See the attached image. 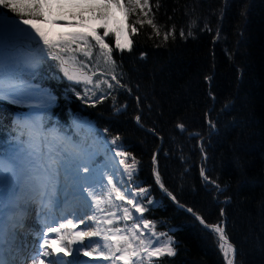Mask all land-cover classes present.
<instances>
[{
	"label": "trees",
	"instance_id": "1",
	"mask_svg": "<svg viewBox=\"0 0 264 264\" xmlns=\"http://www.w3.org/2000/svg\"><path fill=\"white\" fill-rule=\"evenodd\" d=\"M80 19V12H68L61 23ZM108 25L122 29L121 43L130 42V48L119 50L113 32L105 37L114 66L97 57L93 45L78 44L91 49L84 64L79 49L64 53L83 71L105 73L91 83L69 80L57 61L31 69L24 49L8 56L3 73L55 94L56 107L34 118L46 131L80 145L93 142L117 187L146 189L137 197L145 208L143 219L157 234H166L161 243L172 238L175 254L150 262L145 256L138 264H227L218 234L207 225L225 229L237 247L235 264H264V0H149V8L124 10ZM99 31L103 36L105 30ZM86 86L94 88L88 97ZM119 108L125 110L115 114ZM22 111L16 103L0 101L1 152L12 136L28 147L21 125L32 120ZM115 136L137 162L131 180L109 151ZM141 239L155 237L145 231Z\"/></svg>",
	"mask_w": 264,
	"mask_h": 264
},
{
	"label": "snow or ice",
	"instance_id": "2",
	"mask_svg": "<svg viewBox=\"0 0 264 264\" xmlns=\"http://www.w3.org/2000/svg\"><path fill=\"white\" fill-rule=\"evenodd\" d=\"M48 2L49 0H0V60L3 57V47L7 37L12 42H20L15 45L16 50L24 49L27 51L24 61L32 67H38L44 61H57L64 76L69 80L79 81L81 77L70 74L68 67L65 66L68 60L64 58V53L74 51L73 45L89 44V38H92L104 54L106 62H110L113 66L115 61L111 56L112 48L105 43V37L109 35V32L115 34V47L117 49L130 48V42L129 44L121 43L120 34L122 29H109L107 22L100 25L105 30L103 36L99 35L95 28L88 32L58 34L42 29L38 22L45 24L49 22L44 11ZM112 4L124 8L126 14L136 12L137 9L143 11L145 8H149V0H127V5H125L124 0H107L103 5L105 10L96 13L97 19L107 21L108 12L106 9ZM4 10H8L14 16H9ZM144 15L147 16V13L145 12ZM80 17V23L82 24L83 13H80ZM138 22L143 23V21ZM52 23L56 24L57 21H52ZM68 23L71 24V21ZM147 23L155 28L151 19H148ZM132 31L136 32L137 29L133 27ZM180 35L183 36L184 32L181 31ZM167 37L168 33H165V39ZM86 54L90 56L91 52L88 51ZM72 59L75 58L72 57ZM82 78L91 83V77L83 76ZM111 78L119 83L114 73ZM14 79V77L5 76L3 71H0V96L10 95L21 98L22 86L13 82ZM108 87L112 88L113 85L108 83ZM139 119L137 117V121ZM21 127L27 132L28 147L25 149L17 146L12 155L0 152V174L8 172L15 176L22 170L25 179L32 185L37 194L48 195L50 187H53V176L58 173L60 167H64L68 161L81 155V146L67 137L53 134L56 130L46 131L43 124L36 120L25 122ZM179 127L183 129L184 126L181 124ZM107 131L108 129H104L105 133ZM50 135L52 140L49 139ZM119 139V136L112 138L109 142V151L113 152L114 158H118V165L123 167V172L131 180L137 162L134 157H131L130 153L122 150V146L117 143ZM52 141L56 143L53 144ZM45 145L48 146L49 159L44 165L43 172H41L40 167H38L37 156L43 155ZM128 158H131V163L127 162ZM83 172L88 173L89 169L84 167ZM159 179V173L157 172L156 180L159 181ZM118 182L114 180L112 175L102 177L103 188L99 193L94 188L81 186V193H86V199H89L90 207L94 206L97 212L102 213V219H98L93 214L90 217L75 216L74 222L73 219L68 217L75 214L67 213L64 217L53 221L54 227L45 225L38 237L34 254L25 259H31V264H45V261H48V264H62L65 257L75 254L76 256L82 255L93 258L82 262L77 261L75 264H105L109 261L111 264H118V261H123V264H138L145 256L150 262L152 258L164 254L174 255L175 250L171 247L172 238L169 237L166 242L161 243L160 236L166 234H157L155 225L151 221L143 219L142 214L145 208L137 201V197L143 196L146 189L131 190L125 188L122 191L121 188L117 187ZM3 195V193H0V207H3ZM49 199H52V197H49ZM114 200L127 202L130 207L121 209L115 205ZM103 205L112 206L114 210L108 212ZM133 211L140 215L134 217ZM118 213L120 214L118 215ZM136 219H139L141 223H132L129 227L127 222ZM119 222H123L124 227H113L114 223ZM201 222L203 223V220ZM101 224L104 227H101ZM79 225H84V228H79ZM207 227L218 234V247L222 250L227 264H233L235 247L229 241L224 228L219 225H207ZM67 229H73V231H66ZM145 231L149 232L155 239H148L147 241L141 239ZM49 233L53 235L49 236ZM93 238H97L95 248L91 247ZM86 239L88 240L87 244L85 243ZM3 243L2 231H0V246ZM153 244H159L160 246L153 247ZM101 248L105 251H100ZM93 253L97 255L93 256ZM0 264H6L2 256H0ZM67 264H74V262L68 261Z\"/></svg>",
	"mask_w": 264,
	"mask_h": 264
},
{
	"label": "rangeland",
	"instance_id": "3",
	"mask_svg": "<svg viewBox=\"0 0 264 264\" xmlns=\"http://www.w3.org/2000/svg\"><path fill=\"white\" fill-rule=\"evenodd\" d=\"M106 2L107 0H49V2L46 4V7L49 8V12L47 13L49 22L47 24L43 22H38V24L40 27L41 25H44V28L42 29L46 31H51L53 34L88 32L92 28H95L97 33L101 35L99 31L102 28L100 27L101 23L107 22L109 24L111 21L113 22L114 19L120 18L124 13V8H119L115 4H112L109 8L106 9V11L108 12L107 21H101L97 19L96 13H98L101 10H105L103 8V5ZM4 12L8 13L5 10ZM68 12L83 13V15L85 16V18L83 19V23L82 24L80 22L75 23L72 21H71V24H69L68 22L61 23L63 14L68 13ZM8 15L14 16V15H10L9 13ZM52 21H57V23L53 24ZM89 39H90L89 44H84V46L85 47H88L91 45L96 46L98 50V53L96 54L97 57H102L104 59L105 56L101 52L99 46L95 44V41L92 38H89ZM19 43H20L19 41L12 42L6 37L4 45L7 44L8 46H13ZM85 47H80L78 44L72 46L74 51H71V52H75L78 49L80 50V52H77L78 53L77 55L79 56V61L81 64L86 63L88 59V55L86 54L87 51H85L86 50ZM14 51H16V49ZM89 51L91 52V49ZM8 56L9 54L7 55V57ZM4 62H5L4 60L0 61V71H4L6 68V63ZM73 67L75 69H69V72L70 74H76L78 77H81L79 81L88 83L85 79L82 78L83 76L91 77V82H93L92 80L97 77L98 73H90V72L88 73L86 71H83V69L77 65H73ZM30 68L32 69L33 67L30 65ZM15 83H18V82H15ZM18 84H20L23 89L22 93H20L21 98H17L15 96H10V95H3V96H0V101L11 102V103H16L20 105L21 109H23L22 112L27 114L29 117H31V114H29L30 110L38 109L43 114L44 112L46 113L48 110H51L56 106L57 104L56 98L54 94L50 92L49 90L41 89L34 83H18ZM92 90H94L92 86H86L84 89V93L88 96V93ZM98 90L99 91L97 93L100 92V87L98 88ZM89 98H91V93L89 94ZM69 99L70 98H68V100ZM92 99L93 98H91V100ZM12 139L15 141L10 145L9 149L7 150L6 154L8 155H12L14 152V149L17 146L19 147L23 146L17 139H14V138ZM23 148L25 147L23 146ZM6 174H8L11 182L13 183L14 182L13 175L8 172H4L3 174H0V183L3 180H5ZM5 186L10 187L9 184H7V182L4 183L1 187L4 188ZM35 208H36V205H35ZM58 210L61 211V213L65 216L66 213H70V206L68 205V203H66V204H63L62 209H58ZM75 211H77L76 216H89L90 217L93 214H96V212L94 213L90 209V207L85 203L82 205L81 204L77 205V208L75 209ZM81 226H83L84 228V225H81ZM66 231H69V229H67ZM96 239L97 238H93V242L91 244L92 248H95ZM100 251H105V250L101 248ZM96 255H97L96 253H93V256H96ZM82 257L85 258L86 260L93 259L92 257H84V256ZM105 264H111V262L110 261L105 262ZM118 264H122V263H118Z\"/></svg>",
	"mask_w": 264,
	"mask_h": 264
},
{
	"label": "water",
	"instance_id": "4",
	"mask_svg": "<svg viewBox=\"0 0 264 264\" xmlns=\"http://www.w3.org/2000/svg\"><path fill=\"white\" fill-rule=\"evenodd\" d=\"M12 49L10 48H4L3 49V57L2 59L5 58V55L10 52ZM66 67H68L69 65H65ZM121 112V109H118L115 111L116 114L120 113ZM193 216L196 218V219H199L197 215L193 214ZM225 230V229H224ZM233 246L235 247V255H234V258H233V264H235V259H236V255H237V247L233 244Z\"/></svg>",
	"mask_w": 264,
	"mask_h": 264
},
{
	"label": "bare ground",
	"instance_id": "5",
	"mask_svg": "<svg viewBox=\"0 0 264 264\" xmlns=\"http://www.w3.org/2000/svg\"><path fill=\"white\" fill-rule=\"evenodd\" d=\"M41 28H44V25H41ZM1 187V186H0ZM8 189H9V187L8 186H5L4 188H0V193H3V194H5L7 191H8ZM32 207H35L34 205H32ZM34 219V218H33ZM32 219V220H33ZM30 223H32V224H28V225H30V226H32V227H34L36 230H37V225H35V223H33V222H30ZM20 233H26V230L25 229H20ZM22 254H20V256H21Z\"/></svg>",
	"mask_w": 264,
	"mask_h": 264
}]
</instances>
